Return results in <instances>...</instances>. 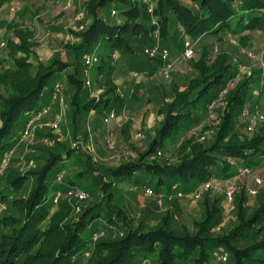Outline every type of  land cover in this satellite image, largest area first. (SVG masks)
<instances>
[{
  "label": "trees",
  "instance_id": "16d2710c",
  "mask_svg": "<svg viewBox=\"0 0 264 264\" xmlns=\"http://www.w3.org/2000/svg\"><path fill=\"white\" fill-rule=\"evenodd\" d=\"M21 1L0 0V10L4 5L13 9ZM153 1L147 5L143 0H87L84 26L78 32L70 30L77 40L64 44L67 59L59 54L47 63L32 49L33 35L23 24L1 22L18 42L6 40L7 53L0 60V169L4 167L0 174V264H219L218 254L227 255L226 263L220 264H228L230 258L231 264H264V189L255 196L258 205L249 212L247 189L251 187L238 186L235 219L229 228L220 226L222 197L212 189L201 194L203 217L191 227L173 225L172 213L159 210L155 225L143 220L134 224L116 205L115 184L145 187L143 191L148 190L147 196L154 199L165 190L169 201L175 190L189 193L208 181L223 183L235 177L238 168L254 171L263 161V128L252 137L241 133V129L247 131L249 121L241 114L255 96L251 80L246 77L220 96L236 76L237 64L230 55L222 53L212 64L203 56L191 61L184 90L174 88L172 101L161 100L162 120L154 133L144 134L145 147L143 143L139 148L132 146L116 168H103L80 136L79 123L88 121L91 113L96 122H103L111 113L124 112L127 95L120 91L118 76L126 75L132 83L139 80L133 72L144 76L140 71L158 72L162 58L149 57L144 48L169 51L180 40L184 46L187 39L207 35L220 39L227 32L245 46L250 35L264 32V0ZM112 10L120 21L112 18ZM25 11L15 12L23 18ZM93 67L97 76L87 87ZM144 79L139 80L143 85L148 83ZM259 87L251 106L264 97V85ZM95 89L101 93L92 97ZM63 93L69 99L72 139L48 134L53 144L38 141L26 156L35 166L19 170L14 164L20 161L16 154L22 119L53 107ZM214 112L213 131L200 142L192 135L182 142L183 135ZM36 135L44 133L38 129ZM170 144L177 162L159 160L157 154L169 152ZM78 192L85 193L86 203L76 197ZM158 205L160 201L156 209ZM94 223L98 227L93 228ZM90 228L91 237L85 240ZM243 241L249 243L244 246Z\"/></svg>",
  "mask_w": 264,
  "mask_h": 264
},
{
  "label": "rangeland",
  "instance_id": "374dc122",
  "mask_svg": "<svg viewBox=\"0 0 264 264\" xmlns=\"http://www.w3.org/2000/svg\"><path fill=\"white\" fill-rule=\"evenodd\" d=\"M86 1L87 0H24L15 4L13 9L11 6L4 5L0 10V60L7 53V50L4 49L6 40L10 39L18 42V39L11 30L1 25V22H9L11 20L16 24H23V28L32 33L33 36L32 39H30V42L33 44L32 49L40 60L47 63L54 56L59 54L63 59H67L68 54L64 48V44L77 40L73 34H71L70 30L78 32L84 26L81 20L83 17L84 3ZM143 2L147 5L154 4L153 0H143ZM20 8H25L26 10L23 18H20L17 14L18 12H15ZM110 15L113 19L120 21V17H118L116 10H112ZM238 40L239 37L232 35L230 32L222 34L220 39H218L217 36L210 35L203 36L197 40L187 39L185 43L190 42L194 51V56L190 60H185L183 58L185 43L183 46V40H180L178 46L168 51L169 60L174 62L168 77L160 76L157 71H154L153 75H149V71L143 70L140 72H145V76L148 78L144 79L148 81V83L143 85L139 80L138 82L133 81L131 83L126 75L118 76L116 82L120 86V91L127 95L126 108L121 115H115L108 123L105 121L102 122L101 120L96 122V119L93 118V113H91L92 119L90 118L88 121L82 119L79 123L80 136L85 140V144L87 143V146L85 145L86 148L88 147V150L94 154L96 160L101 162L103 168L113 169L118 166V162L122 160L123 157H128L132 146L139 148L143 143L142 146L145 147L144 134H148V132L154 133L162 120V114L158 111L161 100L165 98L167 101H172V96L175 93L174 88L180 91L184 90L190 78V62L196 61L202 56L207 59L209 64H212L222 53L230 55L233 63L237 64L236 76L233 78L234 81L237 80L235 86L239 81L247 77L251 80V92L256 96L260 89L259 86L261 84L264 85V68L261 66V61L264 64V32L257 35H250L245 46L239 45ZM2 49L5 51H2ZM145 49L146 48H144V50ZM257 59H261V61ZM31 61L35 62L36 60L32 57ZM131 72L132 71H130L129 74ZM96 76L97 71L95 67L90 68V73L86 79L85 85L90 87ZM62 83L63 81H61V84ZM100 93L101 90L93 91L91 96L96 97ZM63 95L64 96L61 95L60 100L54 103L53 107H46V109H44L45 111L40 112V114L36 113L35 116L32 113L30 116H25L22 119L19 128L21 130L18 135L20 149H18V154H16V156L20 158V161L14 164L19 170L25 171L35 166V162L30 164L31 160L28 162L26 156L32 153L33 147L38 141L42 144H53L54 141L50 140V137H48L49 135H54L58 139H72L71 119L68 110L69 99L65 98L66 96L64 93ZM255 96L254 99L252 98L253 100L249 103L246 110L250 115H254L257 112L264 118V97L259 100L257 106H251L255 101ZM252 108L254 109L253 112ZM216 115V112L208 115L202 124L194 127L186 135L181 137L183 138L182 142L186 141L190 135L193 136L195 142H200L207 132L213 131L216 128ZM28 125L30 126L31 133L25 136L24 131ZM204 125L207 127L203 130ZM261 128H263L264 133V121L257 123L252 131L243 132L241 129V133L244 134L245 137H252L258 134ZM38 129L42 130L44 133L42 137H37L36 132ZM168 146L170 147L169 152H159L157 157L163 162L165 160L177 162L175 147L171 144ZM261 160L263 161L256 164V170L252 171L250 176L235 178L233 183H230L228 187L234 188L235 191L238 189L239 185L254 187L253 181L255 178H259L264 182V158H261ZM235 171L236 167L234 166L232 172ZM146 181L148 182V180L145 179L144 183H146ZM213 184H218V187L220 189L222 188L221 191L219 190L216 192L215 190L216 193L214 190L212 191L214 194L222 197L220 204L222 209V220L220 226L229 228L232 225L231 221L235 219L234 200L232 204H227L225 202V194L223 191L226 186L224 183L218 182ZM115 185L117 188L116 205L125 210L128 218L132 220L134 224H138L140 220H143L150 226L155 225L157 223L155 214L158 210L160 213L164 214L170 211L173 215V225L185 224L191 227L194 220L198 221L203 217L202 206H200L201 197L198 200L192 201H184L186 198L177 201L174 200L176 192L181 191L180 189L175 190V192L170 195V200L167 201V192L165 190L161 191V198L154 199L147 196L146 192L143 191L145 187H132L133 185L131 186L126 182ZM262 189H264V184L258 190L259 194ZM150 191L152 193L151 189ZM56 195L57 194H55V196ZM82 200L86 203L88 198ZM157 201H160L158 209L154 206ZM174 201L175 204L173 205L172 203ZM257 205V198L249 197L247 201L249 212ZM96 227H98V223H94L93 228ZM92 232L91 228L88 229L84 234V239L88 240ZM248 243V241H243L242 245L245 246ZM219 255L220 254L216 256V260H219ZM231 263L232 261L230 258L228 264Z\"/></svg>",
  "mask_w": 264,
  "mask_h": 264
},
{
  "label": "built area",
  "instance_id": "2783aa9c",
  "mask_svg": "<svg viewBox=\"0 0 264 264\" xmlns=\"http://www.w3.org/2000/svg\"><path fill=\"white\" fill-rule=\"evenodd\" d=\"M149 1V0H148ZM145 54H147L149 57H157V56H160V58H162L163 60V65L159 68L158 70V74L162 77H168L170 72H171V69L173 67V63L174 62H171L169 60V52L167 49H160L159 47L155 46V47H152V48H147L145 49ZM194 56V51H193V46L191 45L190 42H186L185 43V49H184V53H183V58L185 60H190L192 57ZM257 60H260L261 59H257ZM261 66L264 68V64L262 63L261 61ZM132 76L136 79H142V78H146V76L142 75V74H139V73H136V72H133L132 73ZM148 79V78H146ZM237 80L234 81V79H232L229 84H228V88L221 91L220 93V96H223L226 94L227 90L228 89H231L235 86ZM241 116L243 118L245 117H249V121H248V125H247V131H252L254 126L259 123V122H262L264 121L263 119V116L259 115L257 112L254 114V115H250L247 110H243ZM115 117V114L114 113H111L109 116H107L105 118V122H109L110 120H112L113 118ZM30 125V124H29ZM27 126L25 128V131H24V134L25 136L29 135L31 133L30 131V126ZM75 146V144H74ZM30 164H33L32 161H30ZM3 169L4 167H2L0 169V174L3 172ZM237 175L233 178H230V179H227L225 180L223 183L225 184V190L223 191L224 194H225V202L227 204H232L233 203V200H234V192H235V189L234 188H231V187H228L230 185V183H233L234 179L235 178H240V177H244V176H250L252 174V171L250 169H248L247 167H240L237 169ZM215 182L212 181H208L206 182L205 184H203L200 188L192 191V192H189V193H182V192H177L176 193V196L180 199L182 198H186L187 200H198L200 197H201V194L206 191V190H216L217 191H221V189L218 187V184H213ZM264 184V182L262 180H260L259 178H255L254 180V187H251V188H248L247 189V192L248 194L251 196V197H255L257 194H258V189L259 187H262ZM222 187V186H221ZM146 193H149V191L147 190ZM76 197L79 199V200H82L86 197L85 193L83 192H78L76 194ZM219 261L221 263H226L227 261V257L226 255H220L219 257Z\"/></svg>",
  "mask_w": 264,
  "mask_h": 264
},
{
  "label": "crops",
  "instance_id": "0c3cea01",
  "mask_svg": "<svg viewBox=\"0 0 264 264\" xmlns=\"http://www.w3.org/2000/svg\"><path fill=\"white\" fill-rule=\"evenodd\" d=\"M250 187H253V186H250Z\"/></svg>",
  "mask_w": 264,
  "mask_h": 264
}]
</instances>
